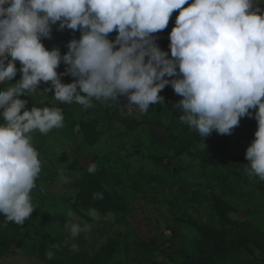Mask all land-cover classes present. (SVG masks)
<instances>
[{
  "label": "clouds",
  "instance_id": "9594fccd",
  "mask_svg": "<svg viewBox=\"0 0 264 264\" xmlns=\"http://www.w3.org/2000/svg\"><path fill=\"white\" fill-rule=\"evenodd\" d=\"M264 0H0V215L22 225L35 206L32 190L42 170L31 133L64 126L60 107H25L21 95L53 92L61 103L93 107V100L119 102L146 113L163 102L171 85L181 99L173 104L181 123L205 138L215 130L231 134L240 118L252 116L257 128L245 157L249 177L264 180ZM174 11L170 57L155 43ZM57 22H59L57 24ZM57 30H79L67 52L48 50L42 38ZM116 32L114 39L110 33ZM20 62L21 78L15 61ZM63 62L65 70L57 72ZM70 75L64 83L60 77ZM40 90V89H39ZM23 110V111H22ZM96 171L95 165L88 168ZM94 198L103 199L102 193ZM70 238L90 225H66ZM73 251L77 245H71ZM55 253L49 250L47 259Z\"/></svg>",
  "mask_w": 264,
  "mask_h": 264
},
{
  "label": "rangeland",
  "instance_id": "374dc122",
  "mask_svg": "<svg viewBox=\"0 0 264 264\" xmlns=\"http://www.w3.org/2000/svg\"><path fill=\"white\" fill-rule=\"evenodd\" d=\"M259 6L264 8V3ZM177 14L174 11L167 27L155 34L156 45L169 57V33ZM51 28V38L45 39L59 48L61 55L67 52L69 40L80 37L78 30H57V25ZM114 34L110 33L108 38L111 40ZM14 63L17 73L10 81L13 84L21 78L20 62ZM56 70L64 72V63ZM60 79L68 83L74 78L63 75ZM8 86L6 83L5 88ZM46 87L50 86L41 82L40 90L19 98L27 101L25 107L29 110L32 106L70 109L72 129L54 128L46 135L39 131L31 133L32 144L42 161L37 187L31 193L35 210L22 225L5 223L0 215V264H182L181 252L195 255L206 250L216 252L215 264H264V180L249 177L244 171L249 166L245 152L257 128L255 109L250 110L252 116L240 118L231 134L213 130L203 138L181 123L182 113L172 106L181 97L170 84L159 93L163 102L150 104L146 113H140L135 105H127L126 96H118L119 102L93 100V107L88 109L76 103H61L54 99L52 91H41ZM170 110L177 113L176 127L182 125L183 130L194 135L197 149H209L210 157L228 162L240 160L237 166L214 163L209 166L212 170L204 173L198 159L185 151L173 159L174 169L180 170L175 181L165 183L159 176L160 167L150 156L166 152L167 148L179 150L180 145L162 127L149 121L156 116H171ZM107 114L114 118L109 119ZM128 115L140 121L145 119L144 123L127 129L122 119ZM191 147L186 146L187 150ZM116 162L118 169L126 168L128 173L117 186L103 183L106 194L100 200L106 211L74 210L80 168L93 164L107 168ZM139 170L145 175L140 177ZM151 170L158 173L151 174ZM175 212L199 219L208 231L207 241L196 229L176 225ZM71 222L91 227L73 239L66 226ZM232 229L237 232L230 234ZM230 238L244 242L227 252L223 246ZM152 239L158 242L157 246L150 245ZM73 243L77 245L76 251L71 249ZM110 249L115 251L108 261ZM49 250L55 253L52 259L46 258Z\"/></svg>",
  "mask_w": 264,
  "mask_h": 264
},
{
  "label": "trees",
  "instance_id": "16d2710c",
  "mask_svg": "<svg viewBox=\"0 0 264 264\" xmlns=\"http://www.w3.org/2000/svg\"><path fill=\"white\" fill-rule=\"evenodd\" d=\"M115 36L116 34L112 35V39H114ZM41 42L44 46L47 47L48 50H51L52 48H54L53 43L49 41L47 42V39L45 38H42ZM72 78L73 77L70 76V80ZM69 82L70 81H68V83ZM0 88H5V84L0 85ZM61 109L64 115L63 129L70 130L72 129L70 128V125L73 123V120L71 118L72 112L70 109H63V108ZM170 111H171L170 113L171 116L174 114L172 117L170 115L169 116L165 115L164 117L156 116L151 121H149L157 126L162 127V129H164L167 132V136L173 139L174 141L178 142V144L180 145L179 150H173V149L167 148L166 152L156 153L150 156L152 162L160 167L159 176L161 177L162 175V178L165 183H173L175 181L176 175H177L176 173H178L180 170L179 168L174 169L175 164L173 162L174 161L173 159L185 151L189 152L191 156L198 159V164L199 166H201L200 168H202V171L204 173L207 172L208 169L212 170V168H209V166L214 163L215 164L219 163L225 166L229 165V167L237 166L240 160H237L236 162H233V161L228 162L221 158L210 157L209 149H205L204 151L197 149L194 146L195 144L193 140L194 135H192L191 132L183 130V127H181L182 125L180 127L178 126L176 127L175 116L177 115L175 114L177 113L176 112L174 113V111L172 110ZM107 116L109 119L114 118L111 114H107ZM122 120L125 126L127 127V129H136L139 127L141 122L144 123L145 119L140 121V120H136L134 116L128 115V116H123ZM177 128H178V132H176ZM250 134H252L251 131H250ZM187 145H189L190 147L191 146L193 147L187 150L186 148ZM122 159L124 161V158ZM73 167L76 168L77 166L74 165ZM95 167H96V171L94 173H89L88 168H84V167L80 168L81 177H80V181H78L80 189L77 191L75 195V201L73 202V206H72L74 210L78 211L80 208H83V209L93 208V209H98V210H101L102 212H105L106 211L105 206L102 207V205H105V204L104 203L102 204V201L100 199L94 198V194L96 193H102L103 195L106 194V192L104 191L103 183L105 182L109 183L110 187L117 186L124 179L126 173H128V170H126V168L122 170L118 169L117 168L119 167L118 163L113 166L109 165L107 168L105 166L103 167L102 164H97ZM152 172L154 173V175L158 173V171L151 170V174H153ZM137 174L140 175V177H142L143 173L139 170L137 171ZM224 176L227 177V173H225ZM144 180H149V179L144 178ZM225 180L226 178L224 179V181ZM198 220L199 219L197 218H191L190 215L188 214L182 213V215H177V213L175 212L174 222L176 225L178 226L185 225V226L196 229L201 235L204 236V240L207 241L208 231H206V228H204L203 224L200 223ZM235 231L237 232V229H232L231 231H229V233L231 234V233H234ZM231 238L228 241V243L223 246V248L226 249L227 252L231 251L235 246L241 245L242 242H244V241H240L239 239L236 240V239H231ZM150 245L157 246L158 242L155 239H152L150 242ZM110 251L111 252L109 254L107 253L106 255V259L108 261L113 256L115 250L110 249ZM181 254L184 255L182 264H215L216 263L217 254L213 250L202 251L201 253L195 254V255H191L188 253L186 254L182 252Z\"/></svg>",
  "mask_w": 264,
  "mask_h": 264
}]
</instances>
